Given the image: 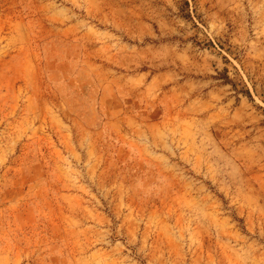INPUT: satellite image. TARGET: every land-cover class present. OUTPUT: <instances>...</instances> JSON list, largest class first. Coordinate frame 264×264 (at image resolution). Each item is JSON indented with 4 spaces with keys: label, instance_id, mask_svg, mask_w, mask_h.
Segmentation results:
<instances>
[{
    "label": "rangeland",
    "instance_id": "374dc122",
    "mask_svg": "<svg viewBox=\"0 0 264 264\" xmlns=\"http://www.w3.org/2000/svg\"><path fill=\"white\" fill-rule=\"evenodd\" d=\"M0 264H264V0H0Z\"/></svg>",
    "mask_w": 264,
    "mask_h": 264
}]
</instances>
